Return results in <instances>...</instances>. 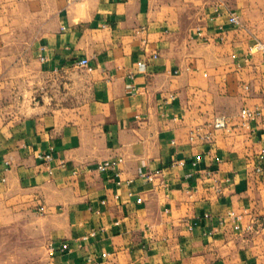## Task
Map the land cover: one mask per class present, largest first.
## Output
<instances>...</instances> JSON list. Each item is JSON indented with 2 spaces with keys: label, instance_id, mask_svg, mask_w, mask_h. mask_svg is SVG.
<instances>
[{
  "label": "crops",
  "instance_id": "0c3cea01",
  "mask_svg": "<svg viewBox=\"0 0 264 264\" xmlns=\"http://www.w3.org/2000/svg\"><path fill=\"white\" fill-rule=\"evenodd\" d=\"M228 8L0 0V225L37 217L45 264H264V38Z\"/></svg>",
  "mask_w": 264,
  "mask_h": 264
},
{
  "label": "rangeland",
  "instance_id": "374dc122",
  "mask_svg": "<svg viewBox=\"0 0 264 264\" xmlns=\"http://www.w3.org/2000/svg\"><path fill=\"white\" fill-rule=\"evenodd\" d=\"M225 1L239 14L242 26L249 16L260 22L254 29L264 38L262 0L252 1L255 6L251 8L246 5L248 0ZM47 239L45 229L34 215H23L15 221L6 219L0 225V264H45L50 256Z\"/></svg>",
  "mask_w": 264,
  "mask_h": 264
},
{
  "label": "built area",
  "instance_id": "2783aa9c",
  "mask_svg": "<svg viewBox=\"0 0 264 264\" xmlns=\"http://www.w3.org/2000/svg\"><path fill=\"white\" fill-rule=\"evenodd\" d=\"M228 13H229V21L232 25L236 26V27H240L242 26V20L239 16V14L231 9V8H228ZM256 51L258 52H261L264 54V41H257L253 47ZM155 56H157L155 54ZM78 65L80 66H84V67H88V68H91L89 66V60L87 58H83L81 60H79L77 62ZM247 88H249V86H247ZM261 113V110L259 108H249V107H245L241 110V117L243 119V123L244 125L246 126H249L250 125V122L256 118L259 114ZM214 125L216 128H226L228 126V120H227V117L226 116H219V117H216L215 120H214ZM200 135L199 132L197 131H194L193 132V135ZM210 134L208 135H204V138H210ZM50 157L47 156V159H49ZM201 159V156H197V159H196V162H198L199 160ZM122 160L119 159V160H107L101 164H99L98 166V169L102 172H106V171H111L115 174L116 177H120V171L118 169V165L119 163L121 162ZM258 170H261V168H258ZM147 178L149 180H153L154 179V174H148L147 175ZM230 215L231 216H235V213L233 211L230 212ZM238 227V226H237ZM50 248L52 250H55V246L54 244H51L50 245ZM63 249H67L68 248V244L64 243L63 244ZM85 264H96L93 257H88L87 260H86V263Z\"/></svg>",
  "mask_w": 264,
  "mask_h": 264
}]
</instances>
